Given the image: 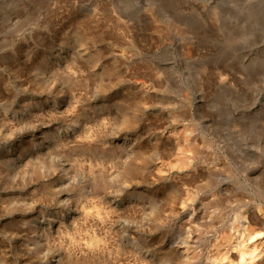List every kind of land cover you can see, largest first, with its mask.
<instances>
[{"label": "rangeland", "instance_id": "rangeland-1", "mask_svg": "<svg viewBox=\"0 0 264 264\" xmlns=\"http://www.w3.org/2000/svg\"><path fill=\"white\" fill-rule=\"evenodd\" d=\"M263 190L264 0H0V264L235 260Z\"/></svg>", "mask_w": 264, "mask_h": 264}, {"label": "bare ground", "instance_id": "bare-ground-1", "mask_svg": "<svg viewBox=\"0 0 264 264\" xmlns=\"http://www.w3.org/2000/svg\"><path fill=\"white\" fill-rule=\"evenodd\" d=\"M188 135L189 134L183 130V132H181L180 134V137L186 141L188 140L187 138ZM187 156H188V151L178 152L177 154L178 164L185 165L189 161L187 159ZM180 168H183V167H179L175 164L172 165L171 163H167L165 165V169H164L165 171L163 170H159V171L160 173H166L167 171L171 172L173 169H180ZM263 194L260 195L259 193L255 192V194H253L255 196H250L249 200H243L241 198H238L237 199L238 205L240 207L245 204L255 202L256 198L259 199L260 201H263L264 200ZM188 205H190L189 197H187V201L185 203V206H188ZM263 213L259 217L256 216L255 214H252L251 221H254L256 225H258V227L260 228V232H250L247 235V237L244 240L245 243H243L244 250L241 251L239 257L237 256V259L235 260L234 258L229 259V257L227 256V252H221V253L219 252L220 255L217 252L219 256L216 259H214V261L217 260L220 262V264H264V216H262ZM228 229L231 230L230 232H233L232 230H234L236 234L239 233L238 228H236L233 224H230V226H228ZM186 257H187L186 264H189L190 261H194L195 259L199 257V253L191 251L190 253L186 254Z\"/></svg>", "mask_w": 264, "mask_h": 264}]
</instances>
